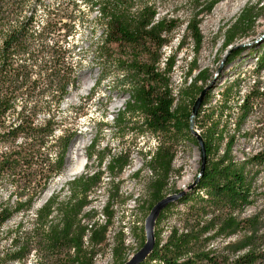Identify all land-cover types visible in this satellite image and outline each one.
Here are the masks:
<instances>
[{
    "label": "trees",
    "instance_id": "1",
    "mask_svg": "<svg viewBox=\"0 0 264 264\" xmlns=\"http://www.w3.org/2000/svg\"><path fill=\"white\" fill-rule=\"evenodd\" d=\"M83 1L90 12H96L94 23L102 31L97 38L92 35L87 47L78 51L75 27L84 21L80 22L83 17L75 0L55 4L46 0H0V194L6 193L5 204L0 202V229L13 215L28 212L47 192L48 182L62 175L77 130L65 126L61 106L70 91L77 89L78 76L86 68L94 67L97 72L87 100L101 87L109 95L115 93L126 99L123 109L112 115L110 122L104 110L97 124L99 132L107 127L121 139L148 134L156 142L154 151L145 154L149 159L143 162L152 178L150 212L166 198L163 192L177 147L189 143L199 152L189 120L197 84L206 83L201 79L203 72L174 95L170 75L175 54L167 58L163 70L158 68L161 50L177 24L155 19L156 11L148 3L134 9L138 0ZM201 1L192 0L195 6ZM205 1V10L196 12L187 27L194 49L201 44L197 19L210 13L221 0ZM262 12L260 8L257 16ZM253 15L251 9L242 13L225 47L231 45L235 32L253 24ZM182 46L179 43L178 50ZM87 55L91 56L89 64L84 61ZM255 69L257 75L264 71V44ZM191 74L192 69L187 77ZM237 90V82L233 81L226 88V102L220 105V116L226 112L228 122L233 121L227 136L223 130L217 133L212 112H202L206 102L200 106L193 123L204 146V171L195 188L180 198L184 208L174 216L179 226L170 228L164 243L156 227L173 204L159 212L153 249L140 264H264V150L241 161L233 156L238 138L249 136L242 133V128L264 90L235 98L233 91ZM100 143L95 136L89 151H85L86 161L95 158L97 169L70 182L65 200L57 202L59 195L52 194L36 211L32 235L38 232L39 236L34 244L24 239L20 242L18 227L13 235L8 233L9 250L3 253L0 263H22L32 249L37 252L36 248L43 246L52 258H68L65 261L70 260L69 264H91L81 258H90L93 252L88 250L104 241L118 185L101 210L102 226L95 222L94 210L84 213V209L89 207V196L101 184L104 173L118 178L130 166L131 155L130 150L120 149L113 156L108 145L98 152ZM106 157L108 162L102 171ZM251 208L256 212L245 218ZM86 238L88 249L83 242ZM217 240H226V246L209 249Z\"/></svg>",
    "mask_w": 264,
    "mask_h": 264
},
{
    "label": "rangeland",
    "instance_id": "2",
    "mask_svg": "<svg viewBox=\"0 0 264 264\" xmlns=\"http://www.w3.org/2000/svg\"><path fill=\"white\" fill-rule=\"evenodd\" d=\"M46 1L49 4H55L59 1L64 2V0ZM99 1L103 2L105 0ZM75 2L82 13L83 18L80 22L84 21V24L79 23L75 27V38L80 42L79 51L87 47V42L92 35L96 38L99 37L102 30L94 23L95 18H98L96 12H90L89 6L83 0H75ZM146 3L155 9L157 14L155 19L174 21L177 24L176 29L169 35L168 44L161 50L162 57L158 64V68L163 70L167 58L175 54V66L170 75L173 94L177 95L179 90H183L189 85L190 80L196 78L198 73L203 72L201 79H206V83L197 84L193 99L195 101L201 92L207 90L202 102V104L206 102L202 112L204 114L212 112L213 122L217 123L218 126L217 133L223 130L224 135L227 136L232 131L233 121L228 122L226 112L223 116L219 114L220 105L226 102V88L233 81L237 82L238 90L233 91L235 98L243 97L251 92H256V90L259 93L264 90V71L258 75L255 73L256 58L260 56L264 44V0H221L210 13L200 15L197 19L201 38L198 49H194V41L187 32V27L192 24L196 12L205 10V0L201 1L198 6H195L192 0H138L134 9H136V5ZM260 8L263 12L259 17L257 11ZM247 9L253 11V16L256 19L251 26L235 32L231 45L225 47V40L229 36V32L236 26L240 16ZM229 38H232V35ZM181 42L183 46L178 50V44ZM234 54L239 55L235 57ZM84 61L89 64L91 56L87 55ZM191 69L192 74L188 78L187 73ZM96 76L97 72L94 67L84 69L78 76L77 89L70 91L68 98L61 106L62 114L66 118L65 126L68 129L74 127L77 130L76 135L70 142L62 175L66 170V166L73 164L72 160L69 159V153L74 143H76V146H81V158L85 160L88 166L81 175L92 173L97 169L95 158L90 162L86 161L85 158V151H89L91 140L95 136L101 139L98 152H101V148L106 145L111 149L113 156L117 155L120 149L130 150V166L118 178H109L104 173L101 184L89 196V207L84 209V213L94 210L95 222L98 226H102L104 222L101 210L106 203L107 196H114L112 193L118 185V196L113 197L111 203L110 210L113 212V216L105 233L104 241L92 250H88L90 253L93 252V254H90V258H81V260L88 259L91 264H123L133 258L146 241V218L150 212L149 207L153 205V202L150 190L152 178L149 171L144 168L143 162L149 159L145 158V154L154 151L156 142L148 134L137 137L128 135L121 139L114 136L112 130L107 127H103L102 131L99 132L97 124L103 118L104 110L107 111V121L110 122L111 116L123 109L126 99L115 93L109 95L106 88L101 87L95 96L87 100L90 97ZM255 104L253 113L242 128V133L246 132L249 136L238 138L233 149V156L237 161L264 150V93L263 97L258 99ZM194 130L199 133L195 126ZM107 162L108 157L105 158L101 166L102 171L105 170ZM199 169L198 150L189 143L178 146L172 162V173L163 192V197L178 196L180 193L185 195L191 192L196 186L195 180ZM80 176H77V178ZM59 178L51 179L47 185V191L50 190L52 194L59 195L57 202L63 201L69 196L70 189L68 185L72 182L70 180L63 183L60 182ZM261 181H264V177H261ZM5 196L6 193L0 194L2 204H5L3 202ZM43 198V196L40 197L28 212L13 215L0 229V260L3 253L9 250L7 238L10 237L8 233L13 235L17 227L19 228L20 242L24 239L25 243L34 244L35 239L39 236L38 232L32 235L35 225V213L43 205ZM179 200L180 198L171 203L173 206L165 213L164 218L156 227L157 233H160L162 243L167 239L170 228L179 226L177 219H174L176 211H182L184 208ZM12 202L13 200L11 205ZM255 212L256 209L251 208L244 217H250ZM83 242L84 247L88 249L87 238ZM224 246H226V240H217L211 244L209 249L221 250ZM36 249L37 252L32 249L30 255L22 263L3 260L0 264L70 263V260L65 261L68 258H52L51 252H48L43 246Z\"/></svg>",
    "mask_w": 264,
    "mask_h": 264
},
{
    "label": "water",
    "instance_id": "3",
    "mask_svg": "<svg viewBox=\"0 0 264 264\" xmlns=\"http://www.w3.org/2000/svg\"><path fill=\"white\" fill-rule=\"evenodd\" d=\"M206 91L207 90H204L203 92H201V94H199V97L194 101L193 106L191 108V116H190V120H189L190 133L196 139L198 146H199V152L198 153H199V158H200V169H199V173L197 175V178L195 180V185L197 184L198 179L200 178V176L202 175V173L204 171V167L206 164V155H205V151H204L203 142L199 136V133H197L194 130L193 121L197 116L199 108H200V106L203 102V99L205 97ZM183 195H184L183 193H180V194H178V196L177 195L168 196L164 200L157 203L153 207V209L149 213L148 217L146 218V224H145V230H146V235H147L146 241H145L143 247L134 255V257L131 258L130 260H128L125 264H140L151 253V250L153 249V245H154V237H153V235H154V233H153L154 223H155V220H156L159 212L165 206L174 202L178 198H181Z\"/></svg>",
    "mask_w": 264,
    "mask_h": 264
},
{
    "label": "bare ground",
    "instance_id": "4",
    "mask_svg": "<svg viewBox=\"0 0 264 264\" xmlns=\"http://www.w3.org/2000/svg\"><path fill=\"white\" fill-rule=\"evenodd\" d=\"M69 159L72 160L73 164L71 166H66L63 176L59 178L60 182L63 183L70 180L73 181L75 177L80 176L84 172V167L86 165L85 160L81 158V146H76V143H74L70 148ZM51 195L52 191H47L43 196L44 198L42 204H44Z\"/></svg>",
    "mask_w": 264,
    "mask_h": 264
}]
</instances>
